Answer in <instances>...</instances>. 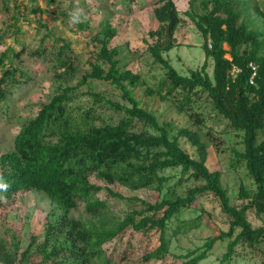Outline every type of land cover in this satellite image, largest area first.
Segmentation results:
<instances>
[{
	"label": "trees",
	"instance_id": "trees-1",
	"mask_svg": "<svg viewBox=\"0 0 264 264\" xmlns=\"http://www.w3.org/2000/svg\"><path fill=\"white\" fill-rule=\"evenodd\" d=\"M54 1L47 0L48 5L52 6ZM120 1L128 10L143 3V0ZM151 1L159 27L149 32L147 51L166 71L165 80L151 93L165 101L173 97L180 111L187 113L199 127L204 124V117L192 112L191 106L194 98L206 94L213 110L229 122L233 131L243 133L244 151L236 153L232 167H244L255 189L242 184L237 193L242 204L232 205L222 184L221 172L208 167L209 153L199 134L183 128L173 137L171 124H161L153 112L142 107L134 95V89L142 84L140 76L119 68V50L111 47L118 30L107 21L93 38L91 71L83 75L76 88L91 81L108 82L123 91L130 106L106 100L98 93L90 94L95 101L105 102L123 115L115 124L98 123L102 115L97 106L84 110L75 107V89L69 83L74 80L77 66L70 44L56 38L61 43L58 55L63 69L57 76L58 92L20 128L13 150L0 155V203L13 200L19 194L41 192L57 204L61 212L49 218L39 245L36 236L23 251L19 245L12 248L0 243V264H29L34 255L39 257L37 264H67L81 259L86 264L91 257L106 254L107 244L115 242V249L117 239L121 240L130 229L145 235L160 232V245L143 255L140 264L166 258L170 253L169 222L206 194L215 196L222 211L231 218L229 231L210 238L201 253L185 256L186 260L180 264H199L218 241H230L221 264H231L240 244L254 249L264 243V226L253 227L247 218L249 211L264 215V140L258 142L260 132L264 131V32L240 23L241 14L235 11L230 0L204 2L205 13H190V16L201 33L205 61L200 69L183 76L165 57L180 46L176 32L183 23L181 13L175 0ZM16 6L19 7L18 3ZM27 10L43 13L39 7ZM75 25L81 30L88 28L86 23ZM9 55L20 56L11 47L0 56V114L9 110L11 85L31 81ZM32 55L43 57L45 51L37 48ZM7 61L9 66H6ZM210 61L213 62L212 75ZM251 64L257 67L253 80ZM235 69L239 71L233 74ZM207 136L210 138L209 134ZM178 137L187 138L197 147L198 158L182 149ZM172 168H181L182 176L187 175L201 184L175 200L162 198L152 202L132 197L130 202L140 203L142 208L132 210L122 220L116 218L118 222L110 228L83 222L70 214L79 203H85L87 213L104 221L109 206L96 195L106 190L109 195L125 200L111 189L116 184L134 192L147 189L160 192L169 181L162 173ZM95 179L102 180L105 186L93 182ZM106 221V224L111 223L108 218Z\"/></svg>",
	"mask_w": 264,
	"mask_h": 264
},
{
	"label": "rangeland",
	"instance_id": "rangeland-1",
	"mask_svg": "<svg viewBox=\"0 0 264 264\" xmlns=\"http://www.w3.org/2000/svg\"><path fill=\"white\" fill-rule=\"evenodd\" d=\"M15 1L0 0V38L2 39L0 56L10 47L18 52L20 55L16 56L18 58L12 55L9 57L13 59L17 68L31 77V81L21 85H11L12 102L9 110L0 114V155L13 150L14 140L20 128L36 116L42 106L48 104L58 92L60 82L57 76L63 69L58 55L61 43H58L56 38L66 40L70 44L71 56L77 66L74 80L69 83L75 89L73 93L75 107L84 110L97 106L98 112L102 115V121L98 123L119 122L123 115L118 110L107 106L105 102L95 101L90 94L98 93L106 100L122 106H130L124 99L121 89L103 81H91L76 88L83 75L91 71L90 63L95 48L93 38L108 21L118 30L111 47L119 50L117 57L119 68L131 70L140 76L142 84L134 89V95L142 107L153 112L161 124H171L173 137H177L183 128L192 129L199 134L209 153L208 167L221 172L222 184L231 197L232 205L242 204L237 199L242 184L255 189L244 167H232L236 153L244 151L243 133L233 131L229 122L213 110L206 94L194 98L191 106L192 112L202 114L204 117V124L199 127L193 124L187 113L180 111L173 97L165 101L159 95L151 93L166 78L164 68L156 64L147 51V42L150 41L149 32L159 27L151 0H143L141 5L134 6L130 10L124 8L120 0H55L52 6L48 5L47 0ZM207 1L209 0H175L183 18V23L176 32L180 46L165 54V57L183 76H189L191 70L200 69L205 61L203 39L190 13L204 14V2ZM230 1L235 11L241 14L240 23L246 24L253 30L264 32V0ZM17 3L19 7L16 6ZM37 7L43 10L42 14H34L27 10ZM78 23H86L88 28L78 29L75 25ZM16 30L19 32L16 33ZM37 48L45 51L43 57L32 55ZM262 54L264 55V45ZM227 57L230 58L229 55ZM6 66H9V61ZM104 68L107 69V65ZM212 72L213 62L210 61L209 73L212 75ZM166 92L165 88L163 94L165 95ZM140 128L141 126L138 127ZM178 139L184 151L193 158H198L197 147L185 137ZM262 140H264V131H261L258 137V142ZM180 173L181 168L165 170L162 174L169 177V181L160 192L156 189L134 192L116 184L111 189L123 195L125 200L109 195L106 190L96 195L97 199L106 201L109 206L107 218L110 224L105 223L107 218L103 221L87 213L85 203H79L70 214L83 222H94L98 227L110 228L114 222H118L116 218L122 220L127 213L142 208L140 203L130 202L129 199L132 197L152 202L162 198L175 200L178 196H185L189 189L201 184ZM93 182L105 186L100 179H95ZM0 207V243L12 248L19 245L22 251L28 247L34 236L39 245L43 241L49 218L61 212L58 205L41 192L16 195L13 200H3ZM247 218L253 227L264 226V215L257 216L249 211ZM230 221L231 218L222 211L220 201L215 196L211 194L200 196L191 207L184 209L169 222L167 229V238L170 240L169 255L160 260L150 261L148 264H180L186 260L185 256L201 253L210 238L229 231ZM239 232L240 229L237 230V233ZM119 240L117 239L115 249V242L107 244L106 254L91 257L86 264H140L143 255L160 245V232L152 231L145 235L130 229ZM229 242L228 239L218 241L207 258L199 264H221L224 255L228 252ZM123 255L127 257L121 259ZM83 260L70 261L67 264H82ZM263 261L264 243L254 249L246 244H240L235 249L231 264H262ZM38 262L39 257L34 255L29 264Z\"/></svg>",
	"mask_w": 264,
	"mask_h": 264
},
{
	"label": "built area",
	"instance_id": "built-area-1",
	"mask_svg": "<svg viewBox=\"0 0 264 264\" xmlns=\"http://www.w3.org/2000/svg\"><path fill=\"white\" fill-rule=\"evenodd\" d=\"M251 67H252V70H253V77H252V80H253V78L256 76V73H257V67L255 66V65H253V64H251ZM239 70H234L233 71V74L235 73V72H238ZM251 83H253V81H251Z\"/></svg>",
	"mask_w": 264,
	"mask_h": 264
}]
</instances>
